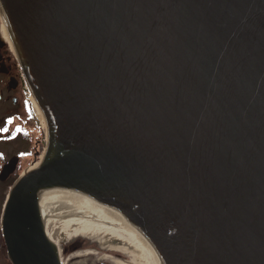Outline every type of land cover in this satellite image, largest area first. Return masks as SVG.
<instances>
[{"label": "water", "instance_id": "water-1", "mask_svg": "<svg viewBox=\"0 0 264 264\" xmlns=\"http://www.w3.org/2000/svg\"><path fill=\"white\" fill-rule=\"evenodd\" d=\"M42 113L11 264H62L58 202L118 211L162 264H264V0H0Z\"/></svg>", "mask_w": 264, "mask_h": 264}, {"label": "flooded vegetation", "instance_id": "flooded-vegetation-1", "mask_svg": "<svg viewBox=\"0 0 264 264\" xmlns=\"http://www.w3.org/2000/svg\"><path fill=\"white\" fill-rule=\"evenodd\" d=\"M6 45L7 41L1 34L0 74L2 82L0 83V104L6 103L7 105L0 107V129H6L0 130V218L8 195L7 190L18 179V177L14 179L13 175L16 174L17 168L20 166V160L30 155L36 156L37 150L34 152V149H37L40 143L38 140L42 137L43 129L37 123L39 117L36 116L37 112L30 98H28L29 101L28 99L25 100V97L19 98L24 96L23 90L27 89V84L21 67L20 77L13 75L11 66L8 64L11 58L5 51ZM32 144L34 145L31 149ZM11 178L14 180L10 181ZM0 238V264H10L1 233Z\"/></svg>", "mask_w": 264, "mask_h": 264}, {"label": "bare ground", "instance_id": "bare-ground-1", "mask_svg": "<svg viewBox=\"0 0 264 264\" xmlns=\"http://www.w3.org/2000/svg\"><path fill=\"white\" fill-rule=\"evenodd\" d=\"M2 31L14 49L5 25L4 27L2 26ZM30 100L35 106L37 116L44 124L42 113L31 93ZM35 166H32V168ZM54 214H58L70 226L73 236L88 240L96 244L100 249L129 253L139 262L143 261L144 264H162L148 240L118 211L88 212L75 205L72 201L65 204L57 201L46 217V222ZM47 226L46 224V234L52 235L50 240L59 246L66 237L54 232ZM142 251L146 252V254L144 255Z\"/></svg>", "mask_w": 264, "mask_h": 264}, {"label": "rangeland", "instance_id": "rangeland-1", "mask_svg": "<svg viewBox=\"0 0 264 264\" xmlns=\"http://www.w3.org/2000/svg\"><path fill=\"white\" fill-rule=\"evenodd\" d=\"M3 21L0 19V35L2 34L4 39L7 41L6 50L8 55L10 56L9 66H11L13 75L20 77V65L17 59V56L12 48L10 42H8L7 38L4 36L2 31ZM2 82V76L0 74V83ZM23 83V82H22ZM23 90V89H22ZM24 91V96H20L19 98L25 97V100L30 98V94L28 93V88ZM29 101V99H28ZM7 104H0V107H5ZM37 116V115H36ZM33 117V116H32ZM36 119V118H35ZM37 119V123L39 126H42V137L39 138V145L37 146L36 156L32 157L31 155L27 158H22L20 160V166L17 168L16 174L13 175V178L19 177L24 171L35 166L41 156L44 153L45 149V131L44 124ZM41 130V129H40ZM35 140V139H34ZM31 145V149L33 148ZM13 147V146H9ZM19 148V146H17ZM12 155V152H11ZM14 179H10L14 180ZM9 191V189L7 190ZM7 197V196H6ZM47 227L53 230L54 232L64 235L66 238L62 243L58 246L60 249V261L62 264H144L143 261L139 262L136 260L131 254L123 253V252H115L109 249L103 250L100 249L96 244L89 242L78 236H73L71 232L70 226L63 221V219L58 215L54 214L48 222ZM1 233V232H0ZM1 243V238H0ZM144 252V251H142ZM146 252H144V255Z\"/></svg>", "mask_w": 264, "mask_h": 264}, {"label": "snow or ice", "instance_id": "snow-or-ice-1", "mask_svg": "<svg viewBox=\"0 0 264 264\" xmlns=\"http://www.w3.org/2000/svg\"><path fill=\"white\" fill-rule=\"evenodd\" d=\"M0 130H6V129H0Z\"/></svg>", "mask_w": 264, "mask_h": 264}]
</instances>
